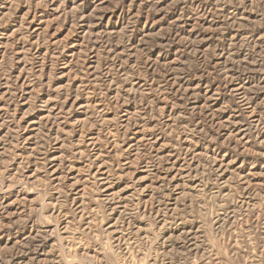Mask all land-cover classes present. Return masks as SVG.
Listing matches in <instances>:
<instances>
[{
    "label": "rangeland",
    "instance_id": "rangeland-1",
    "mask_svg": "<svg viewBox=\"0 0 264 264\" xmlns=\"http://www.w3.org/2000/svg\"><path fill=\"white\" fill-rule=\"evenodd\" d=\"M0 264H264V0H0Z\"/></svg>",
    "mask_w": 264,
    "mask_h": 264
}]
</instances>
